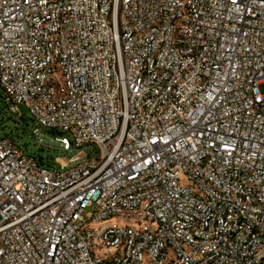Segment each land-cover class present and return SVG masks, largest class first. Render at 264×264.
<instances>
[{
  "label": "built area",
  "instance_id": "2783aa9c",
  "mask_svg": "<svg viewBox=\"0 0 264 264\" xmlns=\"http://www.w3.org/2000/svg\"><path fill=\"white\" fill-rule=\"evenodd\" d=\"M0 99V264H264V0H0Z\"/></svg>",
  "mask_w": 264,
  "mask_h": 264
},
{
  "label": "rangeland",
  "instance_id": "374dc122",
  "mask_svg": "<svg viewBox=\"0 0 264 264\" xmlns=\"http://www.w3.org/2000/svg\"><path fill=\"white\" fill-rule=\"evenodd\" d=\"M20 110L24 114H26L24 106H20ZM4 112L5 110L0 99V138L5 135H10L11 133L18 135L20 141L24 145H27L28 150H30L32 153L36 154L39 157H43L44 163H48V161L51 163L54 157L65 156L66 158H69L72 155H77L76 150L68 154L66 152L58 150L57 145L50 140L51 138H53V134L46 129H42V131L46 134L44 147H41L37 144H33L28 138L26 131L17 122L15 117L11 115L6 116ZM25 122L28 124V128L31 131L32 126L30 124V121L25 118ZM87 152L88 151L86 150L85 153ZM90 156H94V153H91ZM86 158L87 157H84V159ZM74 163L75 162L71 163V165H73Z\"/></svg>",
  "mask_w": 264,
  "mask_h": 264
}]
</instances>
